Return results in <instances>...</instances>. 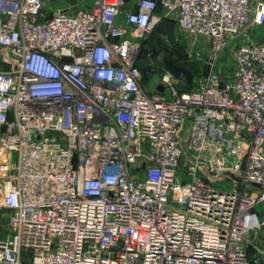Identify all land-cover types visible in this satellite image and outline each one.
Segmentation results:
<instances>
[{
    "label": "built area",
    "instance_id": "2783aa9c",
    "mask_svg": "<svg viewBox=\"0 0 264 264\" xmlns=\"http://www.w3.org/2000/svg\"><path fill=\"white\" fill-rule=\"evenodd\" d=\"M126 6L0 0V264H264V0ZM166 19L208 42L189 91L141 83Z\"/></svg>",
    "mask_w": 264,
    "mask_h": 264
},
{
    "label": "rangeland",
    "instance_id": "374dc122",
    "mask_svg": "<svg viewBox=\"0 0 264 264\" xmlns=\"http://www.w3.org/2000/svg\"><path fill=\"white\" fill-rule=\"evenodd\" d=\"M50 1V9L59 8L56 3L60 0ZM63 1L68 4L69 8H73V6L75 8L79 5L78 0ZM126 2L128 4L129 0ZM145 41L142 46V53L146 62L141 66V69L146 68L147 75L141 76V83L147 85L146 87L149 89H153L159 83V71L154 65L158 61L161 64L162 57L170 58L175 65L186 68L189 72L192 71L196 75L195 78L206 73L205 61L209 47L207 39L203 36L183 31L172 20L166 19L155 26ZM224 58L227 62L226 73L231 75L233 64L230 54L226 53ZM257 210H259L258 207ZM1 236L3 237L4 234Z\"/></svg>",
    "mask_w": 264,
    "mask_h": 264
},
{
    "label": "crops",
    "instance_id": "0c3cea01",
    "mask_svg": "<svg viewBox=\"0 0 264 264\" xmlns=\"http://www.w3.org/2000/svg\"><path fill=\"white\" fill-rule=\"evenodd\" d=\"M136 0H129L126 9L130 8L133 6V3ZM250 1V6L251 8H254L256 0H249ZM79 5L74 8H69L68 4L64 2L63 0L58 1V6L59 8H62L63 10L65 9L68 13L73 14L75 13L76 10L78 9H86L90 7V0H78ZM51 1L50 0H45V5L48 11H52L53 9H50ZM68 7V8H67ZM56 8V9H59ZM248 39L253 42V43H259V44H264V26L259 27V28H251L248 30Z\"/></svg>",
    "mask_w": 264,
    "mask_h": 264
},
{
    "label": "water",
    "instance_id": "95a60500",
    "mask_svg": "<svg viewBox=\"0 0 264 264\" xmlns=\"http://www.w3.org/2000/svg\"><path fill=\"white\" fill-rule=\"evenodd\" d=\"M160 61L162 68L166 70L173 78H184L183 86L185 90H191L193 82V74L191 72H189L186 68L175 65L170 58L162 57ZM162 89V86H157L158 91H162Z\"/></svg>",
    "mask_w": 264,
    "mask_h": 264
},
{
    "label": "trees",
    "instance_id": "16d2710c",
    "mask_svg": "<svg viewBox=\"0 0 264 264\" xmlns=\"http://www.w3.org/2000/svg\"><path fill=\"white\" fill-rule=\"evenodd\" d=\"M146 42V41H145ZM144 42V43H145ZM144 43H143V45H144ZM142 45V46H143ZM142 48H141V53H140V56H139V61H138V63H137V67L139 68V70H140V73H141V76L144 74V75H147V72H146V68H142L141 69V66L142 65H144V62H146V60H145V58L143 57V53H142ZM157 65V66H156ZM156 65H154L155 67H156V69H158V71L161 69V64L159 63V61H158V63L156 64ZM191 73L193 74V77L195 78V74L191 71ZM143 84V83H142ZM143 85H145V84H143ZM145 86H147V85H145ZM179 89L180 90H184V88L182 87V86H180L179 87Z\"/></svg>",
    "mask_w": 264,
    "mask_h": 264
}]
</instances>
